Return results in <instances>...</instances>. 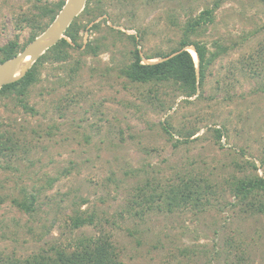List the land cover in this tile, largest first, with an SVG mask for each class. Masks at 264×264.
Returning <instances> with one entry per match:
<instances>
[{
  "label": "rangeland",
  "instance_id": "rangeland-1",
  "mask_svg": "<svg viewBox=\"0 0 264 264\" xmlns=\"http://www.w3.org/2000/svg\"><path fill=\"white\" fill-rule=\"evenodd\" d=\"M31 3L0 0V45L28 43L33 31L19 19ZM104 7L77 18L84 26L77 42L101 37L106 48L80 55L73 47L66 61L37 63L27 90L34 113L0 99V120L25 140L0 162V264L100 231L129 264H264V214L244 212L227 183L232 175L264 176V71L254 63L264 0H105ZM204 9L211 19L191 38L219 52L195 95L120 74L133 49L127 35L136 36L142 61H156L146 57L174 49L185 20ZM96 23L100 29L89 31ZM213 128L223 132L220 143ZM187 176L214 184L216 197L202 210L141 211L133 202L137 186ZM31 196V211L16 206ZM85 211L94 224L71 228L69 216Z\"/></svg>",
  "mask_w": 264,
  "mask_h": 264
},
{
  "label": "trees",
  "instance_id": "trees-1",
  "mask_svg": "<svg viewBox=\"0 0 264 264\" xmlns=\"http://www.w3.org/2000/svg\"><path fill=\"white\" fill-rule=\"evenodd\" d=\"M65 0H32L31 7L20 15L19 25L26 23L33 31L28 42L37 35L39 30H43L45 20L50 22L58 12ZM105 0H86L84 9L70 23L65 30L66 38H61L56 44L48 48L32 64L26 74L9 84L0 88V99L7 97L15 100L14 104L25 112L34 113V106L30 105L27 99L28 88L37 81V63L52 61L63 62L69 57V49L76 47L80 55H96L107 44L103 38L87 40L86 43L77 42L79 33L84 27L81 26L77 18L87 16L93 11L103 14ZM211 19V9H204L197 15L189 16L181 26V37L178 45L170 52L148 56L147 59L159 57L156 61L143 62L142 56L137 48L136 36L127 35L132 42L133 49H130L129 60L124 62L120 68V74L132 82L147 83L157 85H173L181 95L190 97L195 95L198 87L203 85L206 69L219 51H211L205 43L192 39V35L197 29L209 22ZM99 23V22H98ZM96 23L89 28V31L99 30L100 25ZM108 32L115 29L106 25ZM122 32L121 30H118ZM25 46V45H24ZM23 46V47H24ZM192 46L197 56V66L190 52L186 47ZM23 47L18 45L16 39H10L5 44L0 45V62L13 56ZM221 50L225 49L221 45ZM174 53V54H173ZM192 53V54H191ZM254 63H261L260 71H264V41L256 51ZM80 58L75 60V68L79 65ZM259 73H256L258 75ZM72 100V99H71ZM5 126L0 120V162L8 161L10 157L16 155L20 148L24 147V141L12 129ZM213 137L220 143L223 132L220 128L212 129ZM195 131L188 134L192 135ZM221 145V144H220ZM247 163L256 169L255 163L247 160ZM3 169V164L0 163ZM241 168V167H240ZM229 190L234 197L243 202L244 212H254L264 214V176L259 174L234 176L227 182ZM1 186V185H0ZM137 193L133 202L140 206L141 211L155 209L174 211L181 207H193L198 210L204 209L211 203V199L216 197L214 184L208 178L202 176H187L178 179V182L168 181L164 184L153 185L146 182L144 185L137 186ZM34 196L27 202L15 201L17 207L26 211L32 210ZM133 203V204H134ZM70 227L73 229L84 225H91L95 222V214L76 212L74 216H69ZM240 251V250H239ZM241 260V257L239 258ZM3 264H129L119 258V253L111 239V234L100 231L98 234H80L73 237L66 244H52L47 249L23 257H7Z\"/></svg>",
  "mask_w": 264,
  "mask_h": 264
},
{
  "label": "water",
  "instance_id": "water-1",
  "mask_svg": "<svg viewBox=\"0 0 264 264\" xmlns=\"http://www.w3.org/2000/svg\"><path fill=\"white\" fill-rule=\"evenodd\" d=\"M85 4L86 0H65L49 25L41 33L31 39L16 54L0 62V88L22 78L48 48L64 37L65 30L84 9ZM188 48L195 53L192 46ZM195 59L197 60L196 53Z\"/></svg>",
  "mask_w": 264,
  "mask_h": 264
},
{
  "label": "bare ground",
  "instance_id": "bare-ground-1",
  "mask_svg": "<svg viewBox=\"0 0 264 264\" xmlns=\"http://www.w3.org/2000/svg\"><path fill=\"white\" fill-rule=\"evenodd\" d=\"M193 52V51H192ZM194 56H195V53L193 52Z\"/></svg>",
  "mask_w": 264,
  "mask_h": 264
},
{
  "label": "clouds",
  "instance_id": "clouds-1",
  "mask_svg": "<svg viewBox=\"0 0 264 264\" xmlns=\"http://www.w3.org/2000/svg\"><path fill=\"white\" fill-rule=\"evenodd\" d=\"M192 54V53H191ZM193 56V55H192ZM194 59V58H193Z\"/></svg>",
  "mask_w": 264,
  "mask_h": 264
}]
</instances>
